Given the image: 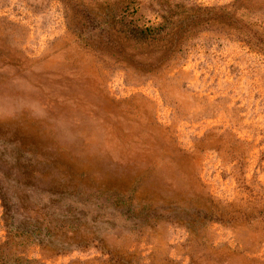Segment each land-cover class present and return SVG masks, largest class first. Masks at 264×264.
Listing matches in <instances>:
<instances>
[{
  "label": "rangeland",
  "instance_id": "rangeland-1",
  "mask_svg": "<svg viewBox=\"0 0 264 264\" xmlns=\"http://www.w3.org/2000/svg\"><path fill=\"white\" fill-rule=\"evenodd\" d=\"M128 24L154 39L126 67ZM258 46L264 0H0V246L15 225L52 230L11 238L0 262L264 264ZM168 47L152 74L136 70ZM135 178L138 208L152 209L127 217L106 190ZM208 206L245 215L174 219ZM69 226L88 246L66 244Z\"/></svg>",
  "mask_w": 264,
  "mask_h": 264
},
{
  "label": "trees",
  "instance_id": "trees-1",
  "mask_svg": "<svg viewBox=\"0 0 264 264\" xmlns=\"http://www.w3.org/2000/svg\"><path fill=\"white\" fill-rule=\"evenodd\" d=\"M149 31H150L149 28H140L136 25L128 24L126 30L124 31L122 35L123 40L121 41V46L119 48L120 52H118L120 53V56L117 54L118 56H116V59H118V61L120 63H123L126 67H129L130 64L126 58V55H129L131 58H134L137 54L140 53L139 47H143V45H148L150 43L149 40L154 39L153 37L151 38V34ZM258 49L264 50V47L258 46ZM173 51L174 50L171 49V47L162 48L158 51V54H156L157 56L153 63H149L145 67L142 66L143 68H138L136 66L135 68L141 75L152 74V72H154L157 68H160L164 62L168 61L171 55L173 57V53H172ZM6 177H9V178L12 177L17 182H22L24 184H28V183H31V181H33L32 176H29V175H25L22 177H13V176L7 175ZM140 178L141 177L139 176L137 179H140ZM132 182H135V184L131 186L130 188H128L127 190L126 189L125 190L110 189V188L106 190L107 196L105 200L110 202V204L113 207L117 208L121 214H124L127 217H136L137 212L139 210L152 209L151 204H145L140 209L138 208V204L136 203V200L138 196L137 193L139 191V186H137L136 184L138 183L136 178ZM0 199L2 201V205L4 206V208H6V211H7L8 200L6 199L1 188H0ZM183 209H186V208L183 207ZM185 214H188L187 210L185 211ZM244 215L242 214V216H240V211L235 210L234 208H231L229 211L223 208L221 212H215V210H211V208L208 206V207L203 208L202 210H199L194 217L188 218V220H183V218L182 219L174 218V219H176V221L180 223H184V225L187 227H189L188 226L189 223H194L196 219L216 220V221H220L223 223H228L230 225H235L237 224L239 220L244 218ZM184 219H185V216H184ZM33 227L31 228V225L30 226L15 225L14 227H10L8 230L7 238L1 244V246L5 244H9V243L12 244V241H10L11 238L12 239L18 238L19 240L17 243H20V244L27 243V242H34V241L41 244V242H43V240L47 236H50L52 233V230L51 228H49L48 224L43 225L42 223H40ZM69 227H72V226H69ZM54 229H57V228L54 227ZM69 233L71 234L70 238L72 240L68 239L66 244L73 243L76 246H80V247L88 246V242H83V240H77V238H74L75 236H77V227L70 228ZM61 249L63 250L64 247ZM109 258L110 259H107L108 262L113 260V257L109 256ZM17 260H20L18 256L16 257L14 261H17ZM0 264H5V263L0 262ZM6 264H14V262L6 263Z\"/></svg>",
  "mask_w": 264,
  "mask_h": 264
}]
</instances>
